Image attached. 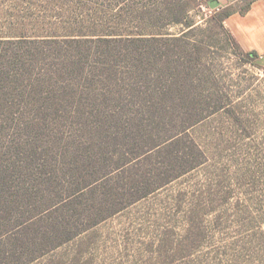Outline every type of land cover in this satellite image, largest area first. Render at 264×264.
Wrapping results in <instances>:
<instances>
[{"label":"trees","instance_id":"16d2710c","mask_svg":"<svg viewBox=\"0 0 264 264\" xmlns=\"http://www.w3.org/2000/svg\"><path fill=\"white\" fill-rule=\"evenodd\" d=\"M184 2L163 5L169 25L185 26L179 35L95 28L0 40V264H31L203 165L189 132L221 107L185 46L200 27ZM233 14L213 20L246 63L263 66L226 29Z\"/></svg>","mask_w":264,"mask_h":264},{"label":"rangeland","instance_id":"374dc122","mask_svg":"<svg viewBox=\"0 0 264 264\" xmlns=\"http://www.w3.org/2000/svg\"><path fill=\"white\" fill-rule=\"evenodd\" d=\"M166 1L0 0V40L95 28L179 35L185 26L169 25ZM184 1L187 20L200 27L185 46L211 78L201 88L221 107L189 132L203 165L31 264H264V65L234 51L214 5ZM113 13L122 25L109 21ZM152 14L163 18L141 19Z\"/></svg>","mask_w":264,"mask_h":264},{"label":"crops","instance_id":"0c3cea01","mask_svg":"<svg viewBox=\"0 0 264 264\" xmlns=\"http://www.w3.org/2000/svg\"><path fill=\"white\" fill-rule=\"evenodd\" d=\"M213 5V11L234 10L225 21L226 29L245 52H256L264 60V0H212L210 6Z\"/></svg>","mask_w":264,"mask_h":264},{"label":"built area","instance_id":"2783aa9c","mask_svg":"<svg viewBox=\"0 0 264 264\" xmlns=\"http://www.w3.org/2000/svg\"><path fill=\"white\" fill-rule=\"evenodd\" d=\"M211 12H214V11H211Z\"/></svg>","mask_w":264,"mask_h":264}]
</instances>
